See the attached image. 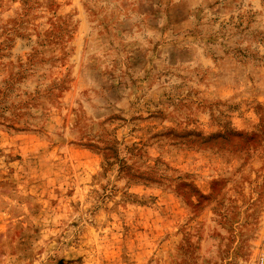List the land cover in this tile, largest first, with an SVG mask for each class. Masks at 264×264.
<instances>
[{
	"label": "rangeland",
	"instance_id": "1",
	"mask_svg": "<svg viewBox=\"0 0 264 264\" xmlns=\"http://www.w3.org/2000/svg\"><path fill=\"white\" fill-rule=\"evenodd\" d=\"M0 264H264V0H0Z\"/></svg>",
	"mask_w": 264,
	"mask_h": 264
}]
</instances>
